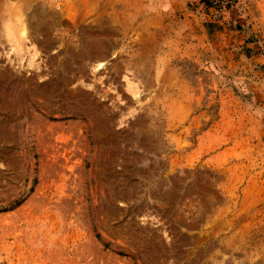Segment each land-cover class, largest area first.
Listing matches in <instances>:
<instances>
[{
  "label": "rangeland",
  "instance_id": "1",
  "mask_svg": "<svg viewBox=\"0 0 264 264\" xmlns=\"http://www.w3.org/2000/svg\"><path fill=\"white\" fill-rule=\"evenodd\" d=\"M1 209L0 264H264V0H0Z\"/></svg>",
  "mask_w": 264,
  "mask_h": 264
},
{
  "label": "trees",
  "instance_id": "2",
  "mask_svg": "<svg viewBox=\"0 0 264 264\" xmlns=\"http://www.w3.org/2000/svg\"><path fill=\"white\" fill-rule=\"evenodd\" d=\"M19 205H20L19 202H17V203L14 204V206H13L12 208L17 207V206H19ZM12 208H10V209H12ZM10 209H9V210H10ZM7 210H8V209H1L0 212H4V211H7ZM105 247H106V246H105Z\"/></svg>",
  "mask_w": 264,
  "mask_h": 264
}]
</instances>
